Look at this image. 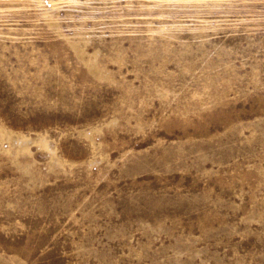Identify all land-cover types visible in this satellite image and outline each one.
Returning <instances> with one entry per match:
<instances>
[{"label":"rangeland","instance_id":"obj_1","mask_svg":"<svg viewBox=\"0 0 264 264\" xmlns=\"http://www.w3.org/2000/svg\"><path fill=\"white\" fill-rule=\"evenodd\" d=\"M0 264H264V0H0Z\"/></svg>","mask_w":264,"mask_h":264}]
</instances>
